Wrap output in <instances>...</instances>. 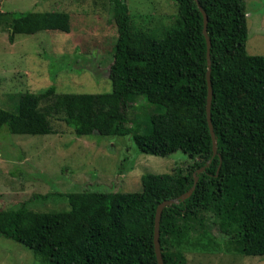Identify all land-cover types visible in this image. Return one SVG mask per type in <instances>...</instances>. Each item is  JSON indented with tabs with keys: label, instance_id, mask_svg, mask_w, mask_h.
I'll return each instance as SVG.
<instances>
[{
	"label": "trees",
	"instance_id": "1",
	"mask_svg": "<svg viewBox=\"0 0 264 264\" xmlns=\"http://www.w3.org/2000/svg\"><path fill=\"white\" fill-rule=\"evenodd\" d=\"M108 1L117 27L108 71L111 90L58 92L51 84L38 92L12 93V109L0 106V127L15 134H52L51 117L58 116L76 137L131 135L142 153L168 156L181 150L194 160L169 172L142 174L138 191L33 195L0 209V236L31 248L38 264H158L156 208L190 189L196 174L192 193L162 210L163 263L186 264L172 238L212 225L245 255H264V54L246 50L245 0H198L210 38L215 155L206 113V39L195 0H175L178 17L162 35L134 29L126 0ZM0 21L11 42L15 34L67 33L71 27L70 14L63 10L0 11ZM86 62L79 64L92 63ZM139 95L159 110H141ZM132 107L142 112L143 130L128 126ZM47 197L64 199L68 208L33 209L34 201Z\"/></svg>",
	"mask_w": 264,
	"mask_h": 264
},
{
	"label": "rangeland",
	"instance_id": "2",
	"mask_svg": "<svg viewBox=\"0 0 264 264\" xmlns=\"http://www.w3.org/2000/svg\"><path fill=\"white\" fill-rule=\"evenodd\" d=\"M126 2L131 25L136 30L162 35L178 17L175 0ZM245 3L246 50L249 54H264V0H245ZM25 10L66 11L70 14L71 27L67 33L44 30L15 34L11 42L7 27L0 21L1 107L12 109L9 94L38 92L51 84L58 92L111 90L108 71L117 27L108 0H0L3 13ZM65 55L70 58L64 59ZM78 55L84 57L77 59ZM60 59L62 63L57 65ZM86 59L92 63L82 68L80 64H86ZM137 98L142 103L141 110L147 113L159 110L143 96ZM127 114L128 126L144 129L146 121L141 111L132 107ZM51 122L55 131L52 134H15L5 126L0 127V209L51 191H138L142 174L169 172L174 166L184 167L194 160L181 150L168 156L142 153L131 135L76 137L73 129L58 116L51 117ZM33 204L36 210L68 208L60 197L39 199ZM171 245L183 252L186 264H264V255H245L228 243L216 225L204 226L200 232L188 233L185 238H172ZM0 264L38 262L31 248L0 236Z\"/></svg>",
	"mask_w": 264,
	"mask_h": 264
},
{
	"label": "water",
	"instance_id": "3",
	"mask_svg": "<svg viewBox=\"0 0 264 264\" xmlns=\"http://www.w3.org/2000/svg\"><path fill=\"white\" fill-rule=\"evenodd\" d=\"M195 2L198 5V8L200 9L202 16H203V34L206 39V60H207V72H206V80H207V104H206V113H207V122L209 126V131H210V136H211V141H212V151L213 155L217 153V147H216V137L213 131L211 119H210V106H211V99H212V87H211V82H210V38L207 34L206 30V24H207V15L204 11V9L199 5L198 0H195ZM205 168V165L200 167L199 169L196 170L197 173L202 171ZM198 177L196 174H194V183L190 189L182 193L176 198L173 199H167L162 201L161 203L158 204L156 208V213H155V219H154V233H153V243H154V249H155V254H156V259L158 264H164L162 255H161V250H160V242H159V221L161 217V213L164 207L169 206L174 203H179L180 201H184L185 198H187L193 191L195 187V183L197 182Z\"/></svg>",
	"mask_w": 264,
	"mask_h": 264
}]
</instances>
